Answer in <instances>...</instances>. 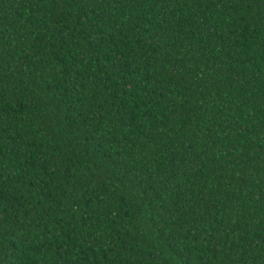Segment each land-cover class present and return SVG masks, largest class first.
I'll return each instance as SVG.
<instances>
[{
    "label": "trees",
    "instance_id": "obj_1",
    "mask_svg": "<svg viewBox=\"0 0 264 264\" xmlns=\"http://www.w3.org/2000/svg\"><path fill=\"white\" fill-rule=\"evenodd\" d=\"M0 264H264V0H0Z\"/></svg>",
    "mask_w": 264,
    "mask_h": 264
}]
</instances>
